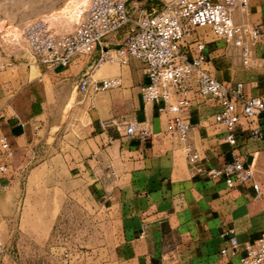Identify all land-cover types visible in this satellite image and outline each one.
I'll return each instance as SVG.
<instances>
[{
  "label": "crops",
  "instance_id": "1",
  "mask_svg": "<svg viewBox=\"0 0 264 264\" xmlns=\"http://www.w3.org/2000/svg\"><path fill=\"white\" fill-rule=\"evenodd\" d=\"M233 17L236 22L245 18L260 26L262 38L256 49L264 57V0H250L248 13L236 9ZM208 29L190 27L183 46L203 37L208 55L206 66L214 76L227 82L242 81L246 94L264 96V65L244 66L238 49L226 45L212 31L207 36ZM95 57L77 56L70 66L49 68L59 81L69 82L76 75L78 78ZM143 68L142 61L135 57H130L126 65L108 67V75H120V88L100 90L92 97L80 93L67 119L56 123L44 120L43 115L48 118L44 102L30 118L19 116L13 98L21 84L37 78L40 70L36 69L32 77H10L0 71V129L14 149L13 156L7 158L9 172H0V221L19 225L22 220L26 201L17 197L26 162L21 158L36 153L32 142L61 137L48 159H61L68 181L70 178L81 183L87 195L96 196V201L87 199L82 204L114 227L110 249L113 264H234L236 257L219 252L228 245L221 232L233 228L238 241L244 242L264 230V140L252 134L246 120L241 119L236 130V152L245 163L253 165L254 178L263 190L261 197L254 196L249 183L229 187L222 176H210V168H219L233 158V147L222 138V126L213 120L214 103L198 98L186 112L191 123L187 143L198 152V158L189 161L183 142L166 130L172 113L158 111L156 102L142 101L139 85ZM71 104L70 99L66 105ZM132 119L149 122L151 135L147 139L124 133V124ZM100 120L105 121V127ZM40 170V164L32 166L27 180L41 174ZM45 173L56 172L50 166ZM51 180L52 190L57 191L58 179ZM39 205L42 207L43 203ZM44 205L46 211L54 213L49 220L55 221L63 201H56L53 194ZM14 229L10 227L6 238ZM6 238L0 237V264H13L17 259L10 258L12 246Z\"/></svg>",
  "mask_w": 264,
  "mask_h": 264
},
{
  "label": "built area",
  "instance_id": "2",
  "mask_svg": "<svg viewBox=\"0 0 264 264\" xmlns=\"http://www.w3.org/2000/svg\"><path fill=\"white\" fill-rule=\"evenodd\" d=\"M129 1L87 0L78 21L66 30L55 29L45 17L32 18L23 27L24 40L34 60L52 68L67 67L77 56L95 54L75 83L77 91L87 97L122 84L118 74L94 77L102 64L118 67L126 65L130 57L141 60L142 101L156 102L158 111L172 113L166 130L183 142L189 161L196 160L198 152L187 143L191 123L186 112L193 100H211L215 106L213 120L222 126V138L233 147V158L219 168H210L208 174L222 176L229 187L249 183L254 196L261 197L263 190L254 178L253 165L236 152V130L244 118L252 134L264 140V96L246 94L242 81L227 82L214 76L206 66L203 37L183 46L190 27L207 26L226 45L238 49L244 66H263L264 57L256 49L262 38L260 26L236 22L233 17L236 9L248 13L250 0H166L160 9L150 11L137 5L130 10ZM100 125L105 127V121L100 120ZM124 133L145 140L151 135L149 122L129 120ZM13 154L7 134L0 129V172H9L7 158ZM221 235L228 241L219 250L222 256L236 257L234 264H264V230L244 242L238 241L233 228Z\"/></svg>",
  "mask_w": 264,
  "mask_h": 264
},
{
  "label": "rangeland",
  "instance_id": "3",
  "mask_svg": "<svg viewBox=\"0 0 264 264\" xmlns=\"http://www.w3.org/2000/svg\"><path fill=\"white\" fill-rule=\"evenodd\" d=\"M165 1L132 0L128 4L130 10L137 5L150 11L151 8L160 9ZM86 3L87 0H0V71L4 70L10 77L20 74L32 77L36 69L41 72L34 80L21 84L14 93L19 116L30 118L39 111L41 102H44L48 109V118L43 115L44 120L56 123L67 119L71 106L80 96L74 87L77 75L69 82H61L56 75H52L51 68L35 61L24 40L23 27L32 18L45 17L57 30L71 29L80 18L78 14ZM243 21L247 20L244 18ZM207 31V36L212 34L211 30ZM108 67L117 65L102 64L94 71V77L108 75ZM70 99L72 104L67 106ZM58 138L52 140L50 137L48 142H44L43 138L33 141L32 149L36 153L21 158L26 162V167L20 177L17 200H25L26 206L19 225L13 221L10 224L0 221V237L6 238L10 234V227H16L12 235L6 238V241L10 239L12 246L10 258L17 259L13 264H113L110 249H113L114 227L104 221L102 215L93 214L88 206L82 204L87 199L96 201V196L87 195L81 183L71 181L70 178L68 181L61 159H48L47 155L57 149ZM37 164H40L41 174L31 175L27 180L28 170ZM50 166L52 171L55 170V175L45 173ZM52 178L58 179L57 191L51 188ZM53 194L56 201H63V206L55 221H50L54 213L46 211L44 204L51 201ZM29 201L35 204L31 205ZM41 202L42 207L39 205Z\"/></svg>",
  "mask_w": 264,
  "mask_h": 264
},
{
  "label": "bare ground",
  "instance_id": "4",
  "mask_svg": "<svg viewBox=\"0 0 264 264\" xmlns=\"http://www.w3.org/2000/svg\"><path fill=\"white\" fill-rule=\"evenodd\" d=\"M81 15V13L80 14H78V18H79V16Z\"/></svg>",
  "mask_w": 264,
  "mask_h": 264
}]
</instances>
